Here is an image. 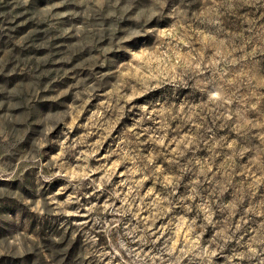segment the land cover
<instances>
[{
    "label": "rangeland",
    "instance_id": "obj_1",
    "mask_svg": "<svg viewBox=\"0 0 264 264\" xmlns=\"http://www.w3.org/2000/svg\"><path fill=\"white\" fill-rule=\"evenodd\" d=\"M0 264H264V0H0Z\"/></svg>",
    "mask_w": 264,
    "mask_h": 264
}]
</instances>
